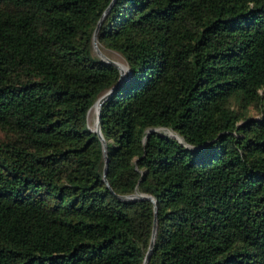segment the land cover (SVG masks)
Instances as JSON below:
<instances>
[{
    "label": "trees",
    "instance_id": "obj_1",
    "mask_svg": "<svg viewBox=\"0 0 264 264\" xmlns=\"http://www.w3.org/2000/svg\"><path fill=\"white\" fill-rule=\"evenodd\" d=\"M111 1L0 0V264H264V0H114L107 186Z\"/></svg>",
    "mask_w": 264,
    "mask_h": 264
},
{
    "label": "water",
    "instance_id": "obj_2",
    "mask_svg": "<svg viewBox=\"0 0 264 264\" xmlns=\"http://www.w3.org/2000/svg\"><path fill=\"white\" fill-rule=\"evenodd\" d=\"M114 0L111 1V3L107 6V8L105 9L103 15L101 16V18L99 19L97 26L94 30L93 33V49L96 52V54L100 57L101 60L108 62L112 65H114L115 67L118 68L119 73H120V77H119V81L118 83L113 86L111 89L107 90L104 94H102L96 101L95 103L90 107V109L96 105V123H95V128L93 129V131L97 134L98 138L101 141L102 144V151H103V158H104V169H103V180L106 183V185L108 186V181L106 179V173H107V167H108V157H107V144L106 141L101 133L100 130V124H99V120H100V110H101V106L104 102V100L112 94V92L114 91V89L119 85L121 79L124 77L125 73L123 72V70L120 68V66L114 62L113 60L109 59L107 56H105L103 54V52L101 51V49L98 46L97 43V32L99 30L100 24L102 22V19L104 18V16L106 15V13L109 11V9L111 8V6L113 5ZM89 109V110H90ZM155 130H150L148 133L153 132ZM117 198L120 200H149L153 203L154 205V212L156 213V201L152 196L149 195H145V194H141V193H135V194H129V195H117ZM155 234H156V219H154V223H153V232H152V238L151 241L149 243V247L148 250L146 252L145 258L143 260V264H148L149 261V257L151 254V249L153 247V243H154V238H155Z\"/></svg>",
    "mask_w": 264,
    "mask_h": 264
},
{
    "label": "rangeland",
    "instance_id": "obj_3",
    "mask_svg": "<svg viewBox=\"0 0 264 264\" xmlns=\"http://www.w3.org/2000/svg\"><path fill=\"white\" fill-rule=\"evenodd\" d=\"M103 54L105 56H107L109 59H111L114 62H116L117 64L121 63V64H124L126 66V63H125L124 59L122 58V56L119 53H117L115 51H111V50H105L103 52ZM95 123H96V110H95L94 107H92L89 110V113H88V125H89L90 128L94 129L95 128Z\"/></svg>",
    "mask_w": 264,
    "mask_h": 264
},
{
    "label": "bare ground",
    "instance_id": "obj_4",
    "mask_svg": "<svg viewBox=\"0 0 264 264\" xmlns=\"http://www.w3.org/2000/svg\"><path fill=\"white\" fill-rule=\"evenodd\" d=\"M119 66H120V68L123 70V72L124 73H126L127 72V67L124 65V64H118ZM94 108H95V110H96V105L95 106H93Z\"/></svg>",
    "mask_w": 264,
    "mask_h": 264
}]
</instances>
